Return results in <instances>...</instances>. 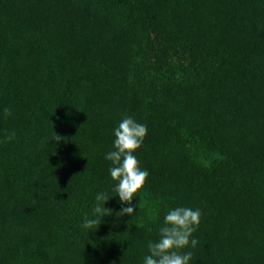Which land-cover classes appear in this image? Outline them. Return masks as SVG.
I'll list each match as a JSON object with an SVG mask.
<instances>
[{"label": "trees", "instance_id": "obj_1", "mask_svg": "<svg viewBox=\"0 0 264 264\" xmlns=\"http://www.w3.org/2000/svg\"><path fill=\"white\" fill-rule=\"evenodd\" d=\"M123 114L149 175L88 234ZM179 204L194 264H264V0H0V264H141Z\"/></svg>", "mask_w": 264, "mask_h": 264}, {"label": "clouds", "instance_id": "obj_2", "mask_svg": "<svg viewBox=\"0 0 264 264\" xmlns=\"http://www.w3.org/2000/svg\"><path fill=\"white\" fill-rule=\"evenodd\" d=\"M9 111L8 108L4 109L5 114ZM147 130L146 124L129 114H123L112 128L111 148L104 153V159L110 162L107 171L113 182L111 194L108 190L95 193L92 211L80 224L81 229L88 234L106 223L103 217L112 215L114 211L116 217H123L125 214L130 217L139 207V200L134 204L133 198L137 197L149 173L140 166L135 153L142 145ZM15 136V130H12L3 139L12 140ZM62 139V136L53 131L51 138L45 143ZM112 197L117 198L120 205L118 210L105 206V202ZM201 216L202 209L199 207L183 204L168 207L156 229V238L147 242V251L141 264H194L191 249L196 248L199 241L193 233L200 224Z\"/></svg>", "mask_w": 264, "mask_h": 264}, {"label": "rangeland", "instance_id": "obj_3", "mask_svg": "<svg viewBox=\"0 0 264 264\" xmlns=\"http://www.w3.org/2000/svg\"><path fill=\"white\" fill-rule=\"evenodd\" d=\"M182 61H184V60L180 59V62L179 63H181Z\"/></svg>", "mask_w": 264, "mask_h": 264}]
</instances>
